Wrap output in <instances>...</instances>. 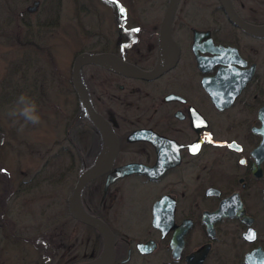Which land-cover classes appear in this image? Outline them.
I'll list each match as a JSON object with an SVG mask.
<instances>
[{
	"label": "flooded vegetation",
	"instance_id": "flooded-vegetation-1",
	"mask_svg": "<svg viewBox=\"0 0 264 264\" xmlns=\"http://www.w3.org/2000/svg\"><path fill=\"white\" fill-rule=\"evenodd\" d=\"M229 1L244 23L264 26V0ZM147 4L150 11L144 6L138 13L134 0L106 2L111 23L97 42L101 49L86 45L71 62L64 92L71 107L67 145L52 155H95L81 170L100 153L103 140L73 90V62L81 53H106L148 72L160 59L170 61L174 49L159 46L168 0L143 1ZM146 12L155 18L147 19ZM170 36L176 62L154 79L96 65L80 69L94 111L119 142L112 168L85 187L83 206L109 228L112 264H264V36L230 22L219 0H177ZM86 68L95 70L87 80ZM139 132L144 133L130 140ZM126 165L149 168L152 176L133 173L106 186L115 169ZM98 181L101 199L92 210L87 203L99 186L87 189ZM18 188L27 192L23 184ZM9 199L0 196L4 211ZM58 218L64 219L62 213ZM62 227H68L65 221ZM86 227L91 231L80 235L55 233V246L53 235L46 234L42 264L97 258L104 240ZM22 259L29 264L28 254Z\"/></svg>",
	"mask_w": 264,
	"mask_h": 264
},
{
	"label": "rangeland",
	"instance_id": "rangeland-1",
	"mask_svg": "<svg viewBox=\"0 0 264 264\" xmlns=\"http://www.w3.org/2000/svg\"><path fill=\"white\" fill-rule=\"evenodd\" d=\"M34 1L40 3L37 11L25 12ZM134 1L138 13L144 6L146 10L150 8L149 4L143 5L147 0ZM55 3V0H0V91L13 94L16 91L14 101L23 93L21 89L32 86L30 90L34 92L41 116L40 124H28L20 131L23 120L7 115L14 102L0 106V140L3 141L0 144V196L10 197L7 209L0 207L1 264H22L24 254H28L29 264H42L39 249L43 248L46 234L53 235L52 245L55 246V233L71 230L80 235L91 231L69 219L66 198L85 159L90 163L95 155L52 154L67 145L63 138L71 107L65 105L64 92L70 87L71 62L86 45L87 50L101 49L97 42L107 23H111L110 14L103 0H59V14L55 18L58 25H51L55 22V16H51ZM147 12V19L155 18L152 12L147 16ZM28 26L35 38L25 41ZM22 63L30 66L26 80H23ZM13 68L19 69L16 75H12ZM84 72L87 80L88 73L95 70L86 68ZM10 81L14 84L12 89L8 87ZM46 151L50 154H38ZM36 175L40 179L45 176V184L32 190L25 187L27 192L18 191L19 184L25 186ZM100 185L98 181L87 189L90 192L99 186L94 199L87 203L92 210L101 199ZM61 213L62 220L58 218ZM64 221L67 228L62 227Z\"/></svg>",
	"mask_w": 264,
	"mask_h": 264
},
{
	"label": "water",
	"instance_id": "water-1",
	"mask_svg": "<svg viewBox=\"0 0 264 264\" xmlns=\"http://www.w3.org/2000/svg\"><path fill=\"white\" fill-rule=\"evenodd\" d=\"M224 11L230 22L238 26L241 30L246 33L254 34L258 36H264V26L253 27L244 23L237 14L233 11V8L229 0H219ZM39 1H34L32 6L26 8L28 13H35L39 6ZM177 6V0H168V4L161 21V31L159 36V46L163 51L166 48L172 47L174 49L173 58L170 61L161 60L155 66L154 69L148 72L140 71L133 66L126 64L116 57L106 54V53H81L79 54L72 65L71 70V84L73 90L78 96L81 107L95 126V128L100 132L102 136V149L100 153L95 157L93 162L85 168L77 177L76 182L72 188L71 193L67 197V212L69 216L76 221L87 225L97 231L104 240V247L97 258L92 261L80 263V264H112L114 258V250L112 244V235L107 227V225L99 218L89 214L82 202V194L85 187L94 181L95 179L101 177L107 171L112 168L114 160L117 156L119 150V142L101 116H99L93 109L87 90L83 85L80 76V69L84 65H96L112 72L123 74L129 77H135L145 80L154 79L163 72L172 68L176 62L178 51L176 44L172 41L170 36L171 25L173 22L175 10ZM22 14H20L21 16ZM144 132L134 133L130 140H137L135 137ZM151 138H147L150 140ZM133 173L145 174L149 177L152 176L151 170L141 165H126L123 167L116 168L111 174L110 182L106 184L108 186L110 183L114 182L118 178H122Z\"/></svg>",
	"mask_w": 264,
	"mask_h": 264
},
{
	"label": "trees",
	"instance_id": "trees-1",
	"mask_svg": "<svg viewBox=\"0 0 264 264\" xmlns=\"http://www.w3.org/2000/svg\"><path fill=\"white\" fill-rule=\"evenodd\" d=\"M55 2H57V3H55V7H54V4H52V9H51L52 10V15L51 16L54 15L55 16L54 19L58 18V14H59L58 8H59V5H60L59 4V0H55ZM25 15H26V13H25ZM56 21L57 20L55 19V22H52V24H51V21H50V24L51 25H58L56 23ZM47 25H49V24H47ZM28 27L29 28L25 31V41H27L28 39H30V40L32 39L33 40L35 38L34 31L32 30V28H30V26H28ZM22 66H23L22 67V74L24 76L23 80H26V77H27L28 70H29L30 66H28L27 64H24V63H22ZM18 71H19V69H14L13 68L12 71H11L12 75H16L18 73ZM8 87L10 89L14 88V84H12V82L10 81ZM30 89L33 90V87L30 86L28 89L27 88H23V90L21 89V91L23 93H27L29 96L33 97V93L34 92L31 91ZM1 92L2 91H0V99H1L0 106L1 105H5V104H12L15 101V100L13 101L12 97H14L16 95V93H17L16 91H14L15 94H13L12 91L4 92V93H1ZM82 168H83V165H82ZM41 179L39 178V175H36V176L32 177L27 183H25V187H27L28 189H35L37 187V185H40L41 183L45 184L46 177L43 176Z\"/></svg>",
	"mask_w": 264,
	"mask_h": 264
},
{
	"label": "clouds",
	"instance_id": "clouds-1",
	"mask_svg": "<svg viewBox=\"0 0 264 264\" xmlns=\"http://www.w3.org/2000/svg\"><path fill=\"white\" fill-rule=\"evenodd\" d=\"M7 115L23 120L24 123L21 124L20 131H23L24 127L28 124L38 125L41 123L39 106L36 100L27 93H21L17 97L12 107L8 110ZM2 143L3 141L0 140V144Z\"/></svg>",
	"mask_w": 264,
	"mask_h": 264
},
{
	"label": "snow or ice",
	"instance_id": "snow-or-ice-1",
	"mask_svg": "<svg viewBox=\"0 0 264 264\" xmlns=\"http://www.w3.org/2000/svg\"><path fill=\"white\" fill-rule=\"evenodd\" d=\"M123 11H124V9L121 8V12H123ZM136 31H138V29ZM198 148H199V145L194 146L192 148V152L195 153L198 150ZM254 235H255L254 233H250L248 238L249 239H253L254 238Z\"/></svg>",
	"mask_w": 264,
	"mask_h": 264
}]
</instances>
